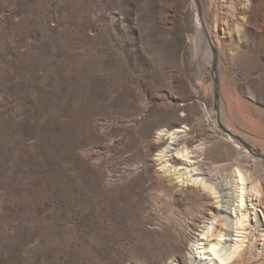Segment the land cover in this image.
Returning <instances> with one entry per match:
<instances>
[{"label":"rangeland","instance_id":"rangeland-1","mask_svg":"<svg viewBox=\"0 0 264 264\" xmlns=\"http://www.w3.org/2000/svg\"><path fill=\"white\" fill-rule=\"evenodd\" d=\"M202 17L219 44L221 122L250 149L217 132ZM168 124L193 129L217 181L250 178L252 252H264L251 190L264 187V0H0V264H206L191 247L213 220L194 230L198 205L144 174ZM211 196L231 212L232 191ZM220 219L227 253L236 219Z\"/></svg>","mask_w":264,"mask_h":264},{"label":"bare ground","instance_id":"bare-ground-1","mask_svg":"<svg viewBox=\"0 0 264 264\" xmlns=\"http://www.w3.org/2000/svg\"><path fill=\"white\" fill-rule=\"evenodd\" d=\"M196 25L199 33L204 29L207 31L206 36L210 42H207L206 57L210 59L212 57V47H214L216 51L219 49L218 41L214 38L216 32L207 29L208 27H206L203 17L201 19L197 18ZM146 112L150 114L152 109L147 108ZM221 114V110L220 113L217 112V120L220 123V128L216 126L217 132L226 136L230 142H234L231 136L226 132L236 136L238 134L234 132L230 126L225 125L226 123L223 124L221 122ZM216 124L218 125L217 121ZM192 131V128L173 129L172 124L157 129V133L152 139V143L157 152L154 158L151 159V164L147 165L144 169V174L147 175L149 182L153 186L170 194L174 201H190L195 203V206L198 205L201 217L198 223L195 222L194 224L192 222L194 224V230H198L201 228L200 225H205L209 220H213L210 227H207L209 228L206 230L207 232H203L196 241V244L192 245L194 247H191V250L198 252L197 254L199 258H201L200 261H206V264H244L248 256H252L253 260L258 257L262 259V257H264L263 251L256 255L252 252L254 245L252 246L251 241L255 237L253 231L249 230L250 216L246 210L247 199L245 200L247 189H249L248 186L252 184L250 178H248L242 170L237 169V175H239L237 181L236 179L235 182L232 180L233 176L222 181H217L218 176H216V172L218 170L213 166V162L211 163L206 157L205 147L202 146L203 144L196 145L199 141L195 140ZM252 151L256 153L254 152V148ZM245 152L248 159L254 157L248 150H245ZM152 165H156L157 168L155 170L151 169ZM240 186L241 188H239ZM227 190L232 191L233 195L231 212H228L227 209H220L217 207L211 196V194L219 196L216 198H221V200L223 197L222 202H224V198L227 197ZM251 190H255L259 195H263L262 201L264 205V187L261 184H257V186H251ZM238 202H240V205L236 206ZM221 213L229 214L231 217L235 215L236 219L235 229L238 234L237 239H231V241L235 243L231 245V250L227 253H224L226 249L224 251L222 246L227 242L228 239H226V235H229L230 231L226 227L224 219L216 220ZM196 259L197 257L195 256L194 259L185 258L179 262L181 264H200V262H196ZM171 264H173V262H171Z\"/></svg>","mask_w":264,"mask_h":264},{"label":"water","instance_id":"water-1","mask_svg":"<svg viewBox=\"0 0 264 264\" xmlns=\"http://www.w3.org/2000/svg\"><path fill=\"white\" fill-rule=\"evenodd\" d=\"M208 42L209 39H208ZM212 57H213V63H212V74L214 75V80H215V84H216V90H215V100H216V106H215V109L218 113H220V106H219V100H220V94H219V81H218V78H217V68H218V54H217V51L214 49V47H212ZM228 133L230 136L234 137L235 139L243 142L245 144V146L247 148H251L247 143H245L240 137L232 134V133H229V132H226Z\"/></svg>","mask_w":264,"mask_h":264}]
</instances>
